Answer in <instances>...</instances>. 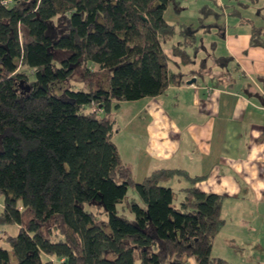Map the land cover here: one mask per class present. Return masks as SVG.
Returning a JSON list of instances; mask_svg holds the SVG:
<instances>
[{
  "label": "trees",
  "instance_id": "trees-1",
  "mask_svg": "<svg viewBox=\"0 0 264 264\" xmlns=\"http://www.w3.org/2000/svg\"><path fill=\"white\" fill-rule=\"evenodd\" d=\"M168 4L0 0V226L17 227L0 264H230L210 253L222 196L179 169L135 181L112 141L118 102L182 82L162 43L181 64L199 47L196 28L164 20ZM250 27V45L264 46L261 28ZM205 62L191 72L201 75ZM90 63L110 70L107 81L71 89L68 78L91 75ZM175 174L191 183L177 208L166 185ZM129 187L137 198L120 211Z\"/></svg>",
  "mask_w": 264,
  "mask_h": 264
},
{
  "label": "crops",
  "instance_id": "crops-1",
  "mask_svg": "<svg viewBox=\"0 0 264 264\" xmlns=\"http://www.w3.org/2000/svg\"><path fill=\"white\" fill-rule=\"evenodd\" d=\"M253 26L264 33V25ZM227 29H219L222 51L212 57L216 64L207 68L205 62L201 75L191 72L197 63L194 56L192 63L181 64L169 46L163 47L168 68L179 73L182 82L169 83L154 97L118 102L109 114L112 141L133 178L132 170L144 177L158 168L179 169L197 177L194 186L222 196L224 222L219 231L226 232V237L236 219L238 227L251 231L258 225L259 210L264 209V46L250 45L251 29L241 36ZM191 77L194 81L187 84ZM120 134H127L128 149L123 155L115 140ZM166 185L183 194L181 189L191 183L175 174ZM259 252L255 245L254 253Z\"/></svg>",
  "mask_w": 264,
  "mask_h": 264
},
{
  "label": "rangeland",
  "instance_id": "rangeland-1",
  "mask_svg": "<svg viewBox=\"0 0 264 264\" xmlns=\"http://www.w3.org/2000/svg\"><path fill=\"white\" fill-rule=\"evenodd\" d=\"M174 3L173 5L168 4L164 10V20L171 24L181 22L192 24L197 29L194 43V45L199 46L194 53V59L197 63L194 62L196 65H193L191 68H196L200 59H206L207 68L209 64H216L212 57L217 56L219 53L221 54L222 39L220 38L221 32H219V29L223 26H227L229 33L241 36L244 35V32L249 34L248 32L251 25H264L262 23L264 17V0H175ZM173 6H176L178 12L173 11ZM208 11L213 12L211 14L212 16L207 15ZM201 25L203 28L200 27ZM178 39L179 38L174 35L171 42H176ZM260 39L264 41V33L260 34ZM165 46H169V42L162 43V47ZM189 51L191 52L190 49ZM222 57H224V54ZM218 59L217 61H221L224 58ZM88 68L92 71L91 75H85L80 69H77L68 78L67 84L71 89H93L96 78H98L97 82L100 84L107 81L110 73L109 69L96 71V66L92 63L88 64ZM205 75L207 74H203L202 77L206 78L207 76ZM192 78L193 77L190 79ZM124 136H127V134H120V136L115 139L122 155L125 149H128V141ZM132 172L135 176V181H139L142 178V175L136 174L138 171L132 170ZM171 181L172 180L169 182ZM172 192V204L177 208L182 199V194H178L176 191ZM131 197L137 198V195L134 189L129 187L126 191L124 201L117 206L118 210L121 211V206L125 207L126 201ZM124 212H126V218H131L127 211ZM237 220L238 219L234 220L232 224L234 225V230L232 233L228 234V237H226L227 233L222 232V230L215 235L216 237L214 236L211 255L216 254L221 256L230 264H264V209L259 210V216L256 217L258 225L251 229V231H243L240 226L238 227L236 225L239 224ZM259 229L260 231H257ZM16 232L17 227L15 225H1L0 248L6 249L9 252L6 236L15 235ZM228 239H230L229 242ZM255 245L260 251L257 255L254 253ZM190 260L192 259H189V264Z\"/></svg>",
  "mask_w": 264,
  "mask_h": 264
},
{
  "label": "water",
  "instance_id": "water-1",
  "mask_svg": "<svg viewBox=\"0 0 264 264\" xmlns=\"http://www.w3.org/2000/svg\"><path fill=\"white\" fill-rule=\"evenodd\" d=\"M194 81V79L192 78V79H189L188 81H186V83L187 84H190V83H192Z\"/></svg>",
  "mask_w": 264,
  "mask_h": 264
},
{
  "label": "built area",
  "instance_id": "built-area-1",
  "mask_svg": "<svg viewBox=\"0 0 264 264\" xmlns=\"http://www.w3.org/2000/svg\"><path fill=\"white\" fill-rule=\"evenodd\" d=\"M94 109H95V108H94ZM96 111H100V109H99V108H97V109H96Z\"/></svg>",
  "mask_w": 264,
  "mask_h": 264
}]
</instances>
